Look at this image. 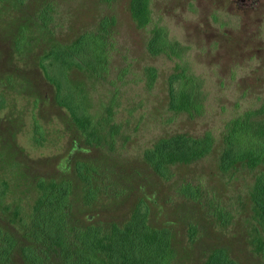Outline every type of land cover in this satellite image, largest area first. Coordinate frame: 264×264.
Wrapping results in <instances>:
<instances>
[{
	"label": "rangeland",
	"instance_id": "374dc122",
	"mask_svg": "<svg viewBox=\"0 0 264 264\" xmlns=\"http://www.w3.org/2000/svg\"><path fill=\"white\" fill-rule=\"evenodd\" d=\"M129 1L0 3V94L6 99L0 112V184H7L0 227L17 243L11 264H25L17 249L27 243L40 178L72 183L73 220L82 226L123 223L145 201L150 225L172 230L173 264H204L208 252L221 247L240 264H264V251L256 248L264 227L250 198L258 171L219 169L226 123L264 101V0H151L147 28L137 26ZM42 13L50 17L46 26ZM105 16L116 18L107 73H69L105 136L102 144L90 145L57 104L39 58L95 30ZM154 27L163 29L169 44L159 55L148 51ZM178 65L203 101L201 116L169 109L168 78ZM152 68L157 77L151 85ZM206 131L216 137L213 152L173 166L169 178L144 159L161 136ZM79 162L98 172H92L90 185L77 173ZM89 188L98 192L93 201L87 199Z\"/></svg>",
	"mask_w": 264,
	"mask_h": 264
},
{
	"label": "trees",
	"instance_id": "16d2710c",
	"mask_svg": "<svg viewBox=\"0 0 264 264\" xmlns=\"http://www.w3.org/2000/svg\"><path fill=\"white\" fill-rule=\"evenodd\" d=\"M3 0H0V3ZM20 1V0H18ZM151 0H130L131 17L140 28L152 22ZM48 11V10H47ZM46 12V11H45ZM46 26L50 17L40 15ZM116 18L105 16L98 27L79 35L73 42L54 45L40 58L39 65L46 80L54 87L55 100L68 110L73 123L86 138V142L102 144L105 136L89 115L85 98L72 84L69 73L73 69L87 70L97 77L107 73ZM169 47L163 29L154 27L148 41V51L162 54ZM178 67L168 78L169 109L186 113L189 117L201 116L204 104L190 78ZM157 72L150 70L151 85ZM6 99L0 94V112ZM114 129V126H112ZM113 130L112 134H114ZM40 134V127L37 129ZM41 140L40 136L36 141ZM216 145L211 131L194 135L174 133L157 138L144 151L145 161L162 178H169L173 166L188 165L209 156ZM219 169L228 173L241 168L257 170L250 198L258 223L264 227V101L229 120L222 133ZM77 173L87 184L92 182L96 168L86 162L77 163ZM40 196L34 206V217L27 230V243L17 249L25 264H173L176 248L172 230L168 226H151L150 209L140 201L123 223L107 222L78 225L73 220L71 197L72 183L66 180L37 181ZM7 192V184H0V203ZM98 192L89 188L87 199L93 201ZM193 195V194H192ZM256 248L264 251V240L256 239ZM17 243L0 227V264H11ZM204 264H240L221 247L208 252Z\"/></svg>",
	"mask_w": 264,
	"mask_h": 264
}]
</instances>
